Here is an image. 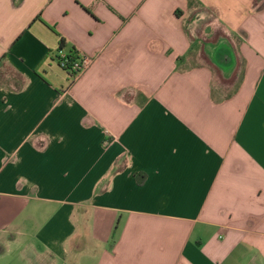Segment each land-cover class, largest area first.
<instances>
[{
	"label": "crops",
	"instance_id": "1",
	"mask_svg": "<svg viewBox=\"0 0 264 264\" xmlns=\"http://www.w3.org/2000/svg\"><path fill=\"white\" fill-rule=\"evenodd\" d=\"M0 264H264V0H0Z\"/></svg>",
	"mask_w": 264,
	"mask_h": 264
},
{
	"label": "built area",
	"instance_id": "2",
	"mask_svg": "<svg viewBox=\"0 0 264 264\" xmlns=\"http://www.w3.org/2000/svg\"><path fill=\"white\" fill-rule=\"evenodd\" d=\"M57 62L59 67L76 81L91 67L93 59L78 50L69 53L60 50L57 53Z\"/></svg>",
	"mask_w": 264,
	"mask_h": 264
},
{
	"label": "trees",
	"instance_id": "3",
	"mask_svg": "<svg viewBox=\"0 0 264 264\" xmlns=\"http://www.w3.org/2000/svg\"><path fill=\"white\" fill-rule=\"evenodd\" d=\"M75 50V49H74ZM74 50H72L71 52H73Z\"/></svg>",
	"mask_w": 264,
	"mask_h": 264
},
{
	"label": "rangeland",
	"instance_id": "4",
	"mask_svg": "<svg viewBox=\"0 0 264 264\" xmlns=\"http://www.w3.org/2000/svg\"><path fill=\"white\" fill-rule=\"evenodd\" d=\"M65 53V52H64Z\"/></svg>",
	"mask_w": 264,
	"mask_h": 264
}]
</instances>
